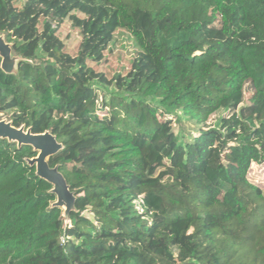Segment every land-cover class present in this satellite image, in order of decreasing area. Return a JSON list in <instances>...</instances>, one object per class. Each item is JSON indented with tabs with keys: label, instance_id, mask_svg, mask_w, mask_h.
<instances>
[{
	"label": "trees",
	"instance_id": "1",
	"mask_svg": "<svg viewBox=\"0 0 264 264\" xmlns=\"http://www.w3.org/2000/svg\"><path fill=\"white\" fill-rule=\"evenodd\" d=\"M0 33V112L56 136L76 196L65 224L37 151L0 138V264H264V0H0Z\"/></svg>",
	"mask_w": 264,
	"mask_h": 264
},
{
	"label": "water",
	"instance_id": "2",
	"mask_svg": "<svg viewBox=\"0 0 264 264\" xmlns=\"http://www.w3.org/2000/svg\"><path fill=\"white\" fill-rule=\"evenodd\" d=\"M0 57L1 68L7 73H15L19 57L12 52V44L6 41L5 36L0 33ZM0 138L16 142L20 147L22 145H30L37 155L27 158V162L36 167V174L53 184L52 192L56 194L57 199L53 206L64 209L65 224L70 221V213L75 208L76 196L70 189L64 175L59 171L58 166H50L49 159L57 154L63 144L58 141L56 136L50 131L42 133H33L31 128L25 125L16 127L12 121L1 118L0 113Z\"/></svg>",
	"mask_w": 264,
	"mask_h": 264
},
{
	"label": "rangeland",
	"instance_id": "3",
	"mask_svg": "<svg viewBox=\"0 0 264 264\" xmlns=\"http://www.w3.org/2000/svg\"><path fill=\"white\" fill-rule=\"evenodd\" d=\"M71 40V37L65 36L64 37V41L68 42ZM110 49L113 50L112 54L111 51L108 53V56L111 60L115 61L114 62V73H122V75L124 76L125 73L123 72V68L126 67L127 69L130 68L127 66V63H123L121 61L122 57H126V56H133L134 54H136V47L133 44V41L127 37L124 34H120L117 36L115 42L110 44ZM111 54V55H110ZM117 78L113 81V83H108L107 85H101L100 86V90L105 91L108 96L109 93L117 90L118 88H120V86L116 85L117 83ZM121 92L123 94H126L127 92L124 90H121ZM249 93H246V101L245 104L248 103V98H249ZM1 113V118L7 119L9 121L10 117L8 115H6L3 112ZM217 118L212 117L210 119L211 123H215ZM199 125L196 124L193 120L188 119L187 117H185L182 114H178V119L176 120V124H175V131L177 133H179L181 135V137L183 138H191L194 134H196V132L198 131ZM249 179L251 180V182L255 183V184H259L261 186H264V163H253L251 168H250V172H249Z\"/></svg>",
	"mask_w": 264,
	"mask_h": 264
}]
</instances>
